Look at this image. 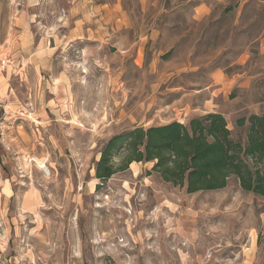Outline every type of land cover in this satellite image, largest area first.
Wrapping results in <instances>:
<instances>
[{"label":"rangeland","instance_id":"1","mask_svg":"<svg viewBox=\"0 0 264 264\" xmlns=\"http://www.w3.org/2000/svg\"><path fill=\"white\" fill-rule=\"evenodd\" d=\"M38 2L28 45L0 17V264H264V197L236 176L188 193L151 161L95 169L116 134L211 112L246 145L264 0Z\"/></svg>","mask_w":264,"mask_h":264},{"label":"trees","instance_id":"2","mask_svg":"<svg viewBox=\"0 0 264 264\" xmlns=\"http://www.w3.org/2000/svg\"><path fill=\"white\" fill-rule=\"evenodd\" d=\"M248 121L246 145L233 138L220 113L194 117L187 124L175 120L135 126L103 145L96 177L104 182L133 161H151L153 172L188 193L223 188L234 175L244 190L264 197V115L252 114ZM245 122L240 118L237 123ZM118 155L119 167L114 162Z\"/></svg>","mask_w":264,"mask_h":264},{"label":"crops","instance_id":"3","mask_svg":"<svg viewBox=\"0 0 264 264\" xmlns=\"http://www.w3.org/2000/svg\"><path fill=\"white\" fill-rule=\"evenodd\" d=\"M39 0H0V17L3 16V14L7 13L10 17L9 20L13 22V24H17L21 27V30H23L22 35L15 37L14 41L18 44H21L22 42L25 45H28L31 43L33 32H32V17L36 14L37 10H39ZM20 38V40L18 39ZM43 41L45 44L46 40L41 39L39 41L40 44H43ZM1 44V43H0ZM46 54V52H44ZM30 54V59L33 57ZM39 55H44L42 53L36 54V57ZM4 96L0 93V101L2 100ZM1 106V104H0Z\"/></svg>","mask_w":264,"mask_h":264}]
</instances>
